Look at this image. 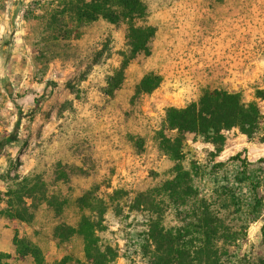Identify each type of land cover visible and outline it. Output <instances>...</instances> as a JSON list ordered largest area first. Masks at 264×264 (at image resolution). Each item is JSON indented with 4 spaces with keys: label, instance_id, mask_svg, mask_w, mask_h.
Returning a JSON list of instances; mask_svg holds the SVG:
<instances>
[{
    "label": "rangeland",
    "instance_id": "obj_1",
    "mask_svg": "<svg viewBox=\"0 0 264 264\" xmlns=\"http://www.w3.org/2000/svg\"><path fill=\"white\" fill-rule=\"evenodd\" d=\"M52 1L0 0V137L9 133L19 109L23 114L20 140L0 156V190L14 184L7 176L37 174L53 202L40 204L29 225L0 218V254L9 255L0 256V264H33L30 257H16L14 229L40 247L45 264H59L65 256L83 262L82 239L74 235L58 244L54 228L76 227L82 216L99 221L100 212L97 235L118 250L113 264H148L140 247L156 214L131 206L139 194L154 193L172 178L174 162L155 140L165 110L197 101L204 90L220 89L256 101L264 115V100L254 97L256 90H264V0H142L147 17L135 23L155 28L150 53L129 63L112 96L104 88L126 50V25L99 18L75 26L64 19L71 30L65 36L56 23L50 26ZM150 73L161 78L159 86L136 94V85ZM224 134L221 152L186 135L182 160L185 168L201 167L192 185L216 211L221 198L212 192L214 180L226 170L208 168L239 152L249 162L264 159V122L251 141L237 129ZM233 166L230 162L225 168ZM250 168H262L259 194L264 199V163ZM155 199L164 227L181 225L169 201ZM229 212L223 214L238 229ZM261 224L249 226L241 254L264 253Z\"/></svg>",
    "mask_w": 264,
    "mask_h": 264
},
{
    "label": "trees",
    "instance_id": "obj_2",
    "mask_svg": "<svg viewBox=\"0 0 264 264\" xmlns=\"http://www.w3.org/2000/svg\"><path fill=\"white\" fill-rule=\"evenodd\" d=\"M50 26L57 24V31L70 35V29L64 19L73 25H82L99 18L112 25H126V50L120 53L121 61L112 75L106 78L104 93L112 96L124 80L125 70L138 55H149V43L154 37L155 28L149 25L138 26L136 21L147 17V7L142 0H53L50 4ZM161 78L153 73L145 75L135 87L136 94H148L156 89ZM255 99L264 100V90H256ZM37 105V100H35ZM19 108V107H17ZM17 119L6 136L0 137V156L6 146L20 140L18 133L21 126L22 112H17ZM264 122L256 101H244L236 92L213 89L204 90L197 101L184 107H168L165 110L161 128L155 134L158 149L174 162L172 178L164 181L156 192L141 193L137 203L131 209L146 207V211L156 214L148 223L143 234L141 252L148 259V264H264V253L258 257L241 254L240 248L247 244V230L257 221L259 240L264 248V199L259 194L262 181L259 176L262 168L252 169V165L263 164L260 158L249 162L241 153L230 156L226 161L212 164L208 169L226 170L222 179L214 180L212 192L221 198L216 211L213 205L198 193L192 185L193 175H198L201 167L190 164L182 165L184 159L185 136H197L211 144L216 152H221L225 143V134L237 129L248 141L255 138ZM140 142V141H139ZM138 142V143H139ZM136 143V146L142 145ZM233 163V169L227 170V163ZM207 169V166L205 168ZM2 176L0 175V180ZM6 179L14 182L5 192L0 190V218L5 217L13 224L16 222L29 225L34 220L35 211L42 203L52 205L47 188L40 175ZM156 196H164L174 207L181 225L165 228L162 222V207L156 202ZM81 199L78 200L80 202ZM4 204V206H3ZM231 211V213L229 212ZM238 222L235 229L227 215ZM102 212L99 221L82 216L76 227L66 224L57 225L53 231L58 244L66 242L74 235L82 239L84 261L63 257L58 263L65 264H113L118 258V250L108 244H102L97 235L101 231ZM12 245L18 259L30 257L33 264H45V258L38 245L25 236H20L14 229ZM234 248V252H229ZM9 257L8 254H0ZM68 263V262H67Z\"/></svg>",
    "mask_w": 264,
    "mask_h": 264
}]
</instances>
